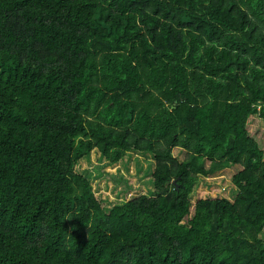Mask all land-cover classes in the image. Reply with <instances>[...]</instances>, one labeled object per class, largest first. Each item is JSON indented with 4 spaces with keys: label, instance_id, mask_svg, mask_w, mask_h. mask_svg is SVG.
I'll list each match as a JSON object with an SVG mask.
<instances>
[{
    "label": "trees",
    "instance_id": "trees-1",
    "mask_svg": "<svg viewBox=\"0 0 264 264\" xmlns=\"http://www.w3.org/2000/svg\"><path fill=\"white\" fill-rule=\"evenodd\" d=\"M251 115L264 0H0V264H264ZM92 149L150 154L153 193L103 205ZM230 166L232 199L192 204Z\"/></svg>",
    "mask_w": 264,
    "mask_h": 264
},
{
    "label": "rangeland",
    "instance_id": "rangeland-1",
    "mask_svg": "<svg viewBox=\"0 0 264 264\" xmlns=\"http://www.w3.org/2000/svg\"><path fill=\"white\" fill-rule=\"evenodd\" d=\"M248 133L253 136L260 148L264 149V119L251 115L247 121ZM173 154L180 160L184 151L180 147L173 148ZM153 158L148 153L127 152L118 162L108 163L100 156L97 149L79 159L75 165L77 171L89 177L95 196L103 205L120 203L137 194L153 193L151 172ZM237 166L220 169L207 176H199L190 193L192 204L199 197H226L232 199L237 187L232 182V175ZM189 218L187 215L183 221ZM260 236L264 239V227Z\"/></svg>",
    "mask_w": 264,
    "mask_h": 264
}]
</instances>
